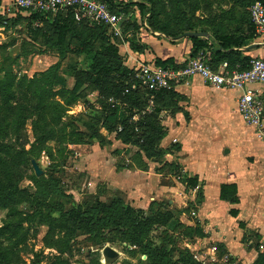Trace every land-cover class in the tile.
I'll return each instance as SVG.
<instances>
[{
	"label": "rangeland",
	"instance_id": "374dc122",
	"mask_svg": "<svg viewBox=\"0 0 264 264\" xmlns=\"http://www.w3.org/2000/svg\"><path fill=\"white\" fill-rule=\"evenodd\" d=\"M128 1L127 20L132 19L126 24L125 34L132 33L128 40L145 53L140 35L154 33L151 43L162 46L165 57L173 55L189 28L210 32L214 41L230 32L243 37V28L251 23V0L123 2ZM95 29L94 24L75 25L68 18L55 22L51 17L38 19L20 12L0 15V77L13 71L31 78L58 63L52 76L39 77L38 83H47L49 88L51 80L54 91L69 89L64 101L71 105L62 120L66 134L50 141L48 151L35 154L42 174L36 173L27 155L19 156L17 150L12 155L0 153V264H209L212 257L204 253L195 229L177 223L178 217H194L193 200L185 185L156 199V205L142 208L107 182L126 161L116 156L123 149L109 145L105 130L99 132L97 126L110 111L113 93L121 91L116 112L123 120L143 109V103L148 106L150 102L145 100L150 86L137 73L128 72L125 78L119 72L109 73L117 62L105 48L113 40L124 41L113 38L106 29ZM92 47L98 51L104 47L107 55L102 62L88 52ZM150 49L157 56L161 53ZM77 77L83 85L74 101ZM14 90L19 93L16 87ZM237 94L231 91L228 95L234 100ZM17 99L12 101L14 106ZM164 99L172 109H183L177 97ZM150 107L154 111L152 103ZM1 112L5 129L0 141L12 143L18 114L8 108ZM24 123V132L33 142L32 119ZM111 156L115 157L113 165L105 159ZM135 158L136 166L144 167L139 165L138 155ZM99 168L102 176H97ZM107 248L119 252L117 259L106 257Z\"/></svg>",
	"mask_w": 264,
	"mask_h": 264
},
{
	"label": "crops",
	"instance_id": "0c3cea01",
	"mask_svg": "<svg viewBox=\"0 0 264 264\" xmlns=\"http://www.w3.org/2000/svg\"><path fill=\"white\" fill-rule=\"evenodd\" d=\"M14 1L0 0V15L25 13L13 9ZM256 1L264 5L263 1ZM127 21L122 24L123 34L112 36L124 41L113 40L112 43L118 48L127 68L135 71L143 63H156L158 56L163 59L173 56L178 64L191 57L192 37L188 35L168 57L163 55L162 46L151 43L154 33L140 35L145 53L136 50L128 40L132 33L125 34ZM80 22L90 23L86 20ZM243 29V37L231 32L228 34L242 40L243 44L222 49L224 61L227 58L248 60L264 57V34H258L252 22ZM207 33L208 36L200 37L208 39L214 50L217 44L212 41L213 35ZM150 46L156 53H161L157 56ZM204 51L209 61L216 62L213 61L214 51ZM237 66L240 64H235ZM253 88L264 105V85L256 84ZM164 90L173 92L174 97L182 102L183 109L176 111L169 105L163 106L157 96L163 90L150 86L149 97L145 100L150 102L148 106L143 103V109L128 115V122L135 125L137 135H131L129 139L120 136L124 126L119 124L110 130L105 119L97 126L100 127L99 132L105 130L109 145L123 149L116 156L126 161H123V169H114L110 174L112 177L107 179L108 184L131 204L142 208L156 205L159 202L156 199H162L168 192L180 191L185 185L190 191V200H193L190 204L194 217L190 220L178 217L177 223H186L187 227L201 230V234L195 235L201 240L204 253L212 257L209 264H264V118L258 127L248 123L238 107L241 90L214 87L199 75L176 82ZM231 91H238L234 100L231 95L229 98ZM110 102L113 106L120 105L119 99L114 97ZM151 103L155 106L153 113ZM159 107L161 109L156 110ZM145 119L161 126L163 134L157 136L153 126H144ZM135 154L140 159L139 165L144 164V167L136 166ZM230 154L232 158L228 157ZM114 158L105 159L113 165L111 160ZM101 172L99 168L97 176L104 174ZM222 184L236 185L238 203L221 197ZM232 209H237L236 215L231 213ZM116 253L114 259L119 256V252Z\"/></svg>",
	"mask_w": 264,
	"mask_h": 264
},
{
	"label": "trees",
	"instance_id": "16d2710c",
	"mask_svg": "<svg viewBox=\"0 0 264 264\" xmlns=\"http://www.w3.org/2000/svg\"><path fill=\"white\" fill-rule=\"evenodd\" d=\"M110 4H112L118 12H125L128 13L127 8L129 7V2H123L120 0H107ZM152 1V0H151ZM256 0H251L250 6L255 2ZM262 1V0H261ZM30 16H33L34 18L43 19L44 17H51L55 19V22L67 19L69 21H73L75 25H83L85 22H78L75 20L74 16L71 12H60L57 15L53 16L51 14H41V13H33ZM128 20H132L129 19ZM251 20V19H250ZM128 23V22H127ZM132 24V23H131ZM153 24V23H152ZM128 25V24H127ZM65 26V25H64ZM96 29L103 30L106 29L107 33L109 32V28L106 25H98L95 24ZM197 28H189L186 32H195L198 31ZM110 34V33H108ZM192 48H191V57L197 56L201 51L203 50H211L212 53L214 51L213 56V64L217 66L220 62L224 61L225 57L223 56V50L232 48L233 46L242 45L243 41L237 38H234L228 34H222L217 37H214V43L217 44L216 49L213 50V48L210 47L209 40L202 38V37H192ZM134 47V46H133ZM136 50L137 47H134ZM106 52L111 51V56L107 52V54L117 62V65L114 64L112 69H109V73L114 72V74L118 75L116 72H119L120 75H123L125 78V75L128 73L130 75H135L134 69L127 68L121 60V57L119 55L118 48L113 43H108L106 46ZM223 49V50H222ZM139 51V50H138ZM88 52L92 55H95L93 59L96 57L99 59V61H103L102 58L105 57L107 54L104 51V47L100 48L99 51L97 49L89 48ZM228 62L230 63L232 68H235V64L239 63L240 67L242 69H245L249 67L251 59L248 60H232L230 58H227ZM122 64V65H121ZM156 64L163 67H179L180 64L176 63V60L173 56L168 58H161L157 57ZM59 65L58 63L53 65L52 69L48 72H40L34 75L33 77L29 78L26 74L19 75L16 72H9L5 73L3 77H0V133L1 130L5 129L4 122L2 119L3 115L1 112L2 108H8L9 110L14 109L18 114V121L15 125V129L13 133L16 135L15 141L12 143H5L3 141H0V153L4 155H12L14 150L16 151V154L19 156H25L27 155L28 158H30L31 161L36 160L35 154L42 151V150H49V142L58 138L60 140L61 133L66 134V125L63 123V118L65 113L68 110V107L71 106L70 102H65L64 98L67 93H69V89L61 88L57 91H54V89L51 87L52 81L50 80L49 88H47V83L43 85H40L38 83V78H50L52 76V71L55 69H58ZM119 68V69H118ZM130 70V71H129ZM22 76L24 78H22ZM21 77V78H18ZM81 85H83V81L81 78H76V83L74 87V91L72 92L74 96V101L76 98V92L81 88ZM16 87V89L19 91L17 94L15 90L13 89ZM73 90V89H72ZM112 95V94H111ZM113 97L116 99L121 100V91L113 93ZM158 100L160 99V102L163 106L168 105L164 103L166 100L164 99L166 96L174 97L175 94L171 91H160L157 94ZM18 97V99H17ZM17 99V105L14 106L12 103L13 100L16 101ZM72 102V101H71ZM117 106H113L112 103H110V111L108 115L105 118V125L108 129L113 130L114 128L118 127L119 124H122L124 126V131L119 132L120 136H123L127 139H129L132 136L137 135L138 133L135 131V125H132L128 122V118L125 117L123 120L120 119L117 112ZM50 116H52L51 120H49ZM148 117V116H146ZM32 119V126H33V132H34V141L31 142L27 134H25L26 130V123H24L25 120ZM150 118V117H149ZM147 119V118H146ZM145 119V120H146ZM143 122V125H149L153 126L157 132V136H160L163 134V129L161 126L157 125L156 123H152L149 120H146ZM150 122V123H149ZM133 130V131H132ZM122 137V138H123ZM126 139V140H127ZM2 140V139H1ZM27 145H30V148L27 149ZM16 146H18L19 149H16ZM30 156V157H29ZM221 197L224 199H228L232 201L233 203H238V196H237V187L235 184H222L221 185ZM231 213L233 215L237 214V209H232ZM195 233L201 234L200 229H195ZM64 250V249H61ZM65 252V251H63Z\"/></svg>",
	"mask_w": 264,
	"mask_h": 264
},
{
	"label": "built area",
	"instance_id": "2783aa9c",
	"mask_svg": "<svg viewBox=\"0 0 264 264\" xmlns=\"http://www.w3.org/2000/svg\"><path fill=\"white\" fill-rule=\"evenodd\" d=\"M13 9L21 12L57 15L71 12L77 21H89L106 25L113 37L123 34L122 24L127 20L125 12H118L107 0H15ZM250 19L258 34H264V5L256 1L250 8ZM179 67H163L156 63H143L136 69L146 83L156 90L171 88L176 82L184 81L195 75L214 87L239 89L242 95L238 100L239 111L244 119L255 126H260L264 118V105L256 89V84L264 85V57L252 58L249 67L232 68L226 61L217 66L209 61L205 51L195 57H189L179 63Z\"/></svg>",
	"mask_w": 264,
	"mask_h": 264
},
{
	"label": "water",
	"instance_id": "95a60500",
	"mask_svg": "<svg viewBox=\"0 0 264 264\" xmlns=\"http://www.w3.org/2000/svg\"><path fill=\"white\" fill-rule=\"evenodd\" d=\"M188 36L190 37H200V36H208V33L207 32H190L187 34ZM33 163V166L35 168V171L38 175L42 174V169L40 168L39 164L37 163L36 160H33L32 161ZM117 256V253L115 250L111 249V248H108L106 250V257L109 259V260H113L115 257Z\"/></svg>",
	"mask_w": 264,
	"mask_h": 264
}]
</instances>
